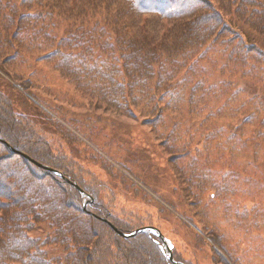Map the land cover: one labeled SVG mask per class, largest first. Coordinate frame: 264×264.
<instances>
[{"label":"trees","instance_id":"obj_1","mask_svg":"<svg viewBox=\"0 0 264 264\" xmlns=\"http://www.w3.org/2000/svg\"><path fill=\"white\" fill-rule=\"evenodd\" d=\"M9 53L13 55L6 56ZM37 53L42 54L37 63L53 65L102 109L123 113L122 97L127 98V114L167 128L157 135H166L168 149L184 155L187 152L177 147L179 137L190 133H183L181 126L184 109L189 108L190 117L202 115L199 109L218 95L211 87L217 64H222L223 76L233 71L231 77L264 84V0H24L20 5L0 0V73L14 82V90L35 100L34 79L24 81L14 67L26 66ZM87 81L90 86L84 87ZM3 93L0 264H173L154 235L139 233L126 239L114 230L112 225L125 235L136 231L110 222L115 219L100 202V188L75 174L65 152L54 155L49 138L18 115ZM253 102L248 101L249 113H263L264 103ZM169 115L175 120L168 122ZM211 178L207 175L205 183ZM238 183V177L217 181L211 185L217 195L202 182L206 207L215 205L221 213L203 217L220 264H244L239 249L229 250L230 238L222 232L220 220L212 222L228 209L235 210L231 195H221L220 186L233 194L239 192ZM82 191L93 199L88 206ZM240 214L253 224L257 210L241 205L224 218L231 221ZM41 225L50 228L46 241L32 237L42 231ZM49 243L60 244L65 257L50 258L45 250Z\"/></svg>","mask_w":264,"mask_h":264},{"label":"rangeland","instance_id":"obj_2","mask_svg":"<svg viewBox=\"0 0 264 264\" xmlns=\"http://www.w3.org/2000/svg\"><path fill=\"white\" fill-rule=\"evenodd\" d=\"M23 1L16 0L19 5ZM14 32L15 29L11 31ZM40 56L37 53L29 64L14 69L21 72L24 81L34 79L38 88L32 94L42 107L28 99L25 92L14 90V82L1 73L0 92L8 95L18 115L49 138L54 155L65 152L75 174L87 185L100 188V202L116 221L110 220L112 224L133 231L142 227L159 229L171 255L185 264H220L214 246L208 242L203 218L209 213L217 217L220 212L215 205L206 207L207 193L201 191L202 182L217 194L211 185L238 177L239 192L231 194L230 188H219L221 195H231L229 201L233 199L235 210L228 209L219 219L213 217L212 222L220 220L222 232L230 238L229 250L239 249L244 264H264V112L249 113L248 106V101H254L255 106L264 103V84L258 78L256 83L240 75L231 77L233 71L223 76L222 64H217L211 87L218 95L199 109L197 113L202 115L190 117L189 108L184 109L181 126L183 133H190L179 137L178 149L187 152L179 155L168 149L163 138L166 135H157L167 128L127 114L131 109L127 98L122 97L123 113L102 109L95 99L86 98L76 85L63 79L53 65L37 63ZM205 66L210 69L209 64ZM91 87L95 88V84ZM203 108L208 111H200ZM173 120V115L167 117L168 122ZM207 175L212 178L205 183ZM52 187L58 189L56 185ZM241 205L257 210L253 224L241 214V218L233 215L231 221L224 218ZM40 228L42 231L32 237L46 241L50 228ZM108 230L113 233L110 227ZM45 250L54 260L66 255L60 244L49 243Z\"/></svg>","mask_w":264,"mask_h":264},{"label":"water","instance_id":"obj_3","mask_svg":"<svg viewBox=\"0 0 264 264\" xmlns=\"http://www.w3.org/2000/svg\"><path fill=\"white\" fill-rule=\"evenodd\" d=\"M42 168H44V169H47V170H49V171H51V172H54V173H56L54 170H52V169H49V168H47V167H43V166H41ZM115 230H117V228L115 229ZM147 230H149V231H151V230H154V231H156V229H154V228H151V229H142V230H139V232H145V231H147ZM118 231V230H117ZM119 232V231H118ZM138 232V233H139ZM159 233V232H158ZM160 234V236H161V233H159ZM120 235H123V234H121L120 233ZM123 236H125V235H123ZM162 237V236H161ZM163 238V237H162ZM163 240H164V238H163ZM165 241V240H164ZM170 254H171V252H170ZM170 260L172 261V262H174V257L173 256H171V258H170Z\"/></svg>","mask_w":264,"mask_h":264}]
</instances>
